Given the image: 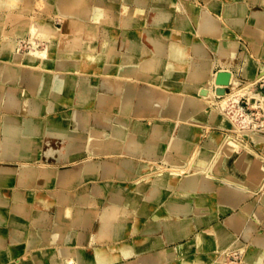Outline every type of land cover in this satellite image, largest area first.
I'll list each match as a JSON object with an SVG mask.
<instances>
[{"label": "crops", "instance_id": "obj_1", "mask_svg": "<svg viewBox=\"0 0 264 264\" xmlns=\"http://www.w3.org/2000/svg\"><path fill=\"white\" fill-rule=\"evenodd\" d=\"M6 1L0 0V264H216L214 254L244 229L255 261L249 264H264V142L246 134V147L227 170L246 184L244 199L222 212L224 177L205 181L200 173L215 157L207 146L213 135L230 139L220 133L229 129L220 120L228 119L207 106L217 109L223 99L200 93L209 81H190L204 63L210 78L230 72L231 89L264 75V0H202V7L188 0H83L89 10L100 1L111 6L113 13L102 12L115 15L110 22L65 17L59 0ZM233 6L244 12L233 15ZM159 11L166 20L154 23ZM127 12L130 26L122 24ZM202 16L214 33L204 31ZM45 19L58 34L49 62H32L27 51L17 57L14 45L29 41L30 27L41 29ZM150 32L181 50V59L140 66V47L153 50ZM78 35L87 54L102 58L83 64L82 55H64ZM111 44L119 55L109 61ZM136 51L133 66L121 65L119 56ZM128 89L133 103L124 116ZM142 97L144 109L136 106ZM214 114L221 119L213 122ZM140 122L149 123L144 134L134 131ZM154 166L183 175L158 176ZM207 204L204 217L198 211ZM201 235L213 237L214 247L202 249Z\"/></svg>", "mask_w": 264, "mask_h": 264}, {"label": "bare ground", "instance_id": "obj_2", "mask_svg": "<svg viewBox=\"0 0 264 264\" xmlns=\"http://www.w3.org/2000/svg\"><path fill=\"white\" fill-rule=\"evenodd\" d=\"M159 1V0H157ZM1 2L4 4L3 6H6V0H1ZM78 3L76 2H71V0H59V4H58V10L60 11L61 15L65 16V17H68V16H74L78 18V20L81 18V16L84 14L83 13V9L85 8L83 5H81V2L79 0H77ZM36 3V1H35ZM42 3V2H41ZM134 3V2H133ZM212 3V2H211ZM223 3V2H222ZM236 3V2H235ZM23 5V4H22ZM33 5V4H32ZM42 5V4H41ZM134 5V4H133ZM152 5V4H151ZM95 7H93L91 10L88 9V13H86L88 19H90V21H93V22H106L107 20H109V22L115 18V15L109 13L110 15L107 17V19L105 17H103L102 15V12H104L105 10L107 11H110L112 12V8L111 6H108V4L104 3V2H97L96 5H94ZM136 6V5H135ZM217 6L219 5H211L212 8L216 9ZM132 7V6H131ZM183 7V6H182ZM39 8V7H38ZM153 8V7H152ZM40 9V8H39ZM162 9V8H161ZM168 9V8H167ZM223 9V8H222ZM135 10V9H134ZM195 10V9H194ZM155 11V10H154ZM185 12V11H184ZM244 12V11H242ZM241 10L238 9L236 6H233V10H232V14L233 15H240V13L242 14ZM113 13V12H112ZM133 13V12H132ZM142 15L145 14L144 11H141L140 12ZM48 15V14H47ZM85 15V14H84ZM149 15V14H148ZM119 16V15H118ZM136 16V15H135ZM187 16V15H186ZM257 16V14H256ZM170 17V16H169ZM188 17V16H187ZM1 18V17H0ZM44 18V17H42ZM189 18V17H188ZM203 18V21H204V25H205V28H204V31H210V33H214L213 30H211L210 25L211 23H209L210 21L207 19L206 16H202ZM133 20H134V17L133 15H131L129 12H127L125 18H123V21H122V24L124 26H130L132 25L133 23ZM152 20L154 23H159V22H163L166 20V16L162 13V12H155L152 14ZM189 22V21H188ZM184 24V23H183ZM40 25V24H39ZM94 25V24H93ZM132 29V28H131ZM193 29V28H192ZM77 30V29H76ZM122 30V29H121ZM127 31V30H126ZM180 31V30H179ZM29 32L32 34V38L30 43H33V47L34 48H37L38 44L42 41H48L47 44V47L49 46L48 50H49V54L52 53V51L54 50V47H55V44L57 41V38H58V34H57V30L55 27L52 26L51 22L49 21V19H45L44 22H43V26L41 27V29H39L38 27H30V30ZM122 32V31H121ZM209 33V34H210ZM81 35H78L76 36L75 40L71 42V44L69 46L66 47V49L63 51V54L64 55H71V54H79V55H82V62L83 64H87V63H93L99 59L102 58V55L98 54L97 55L95 53V55H90V54H87V47L83 44L82 40H81ZM149 41L152 43L153 45V50L151 51L149 48H147L146 46L144 47H140L139 49V55L140 56V59L145 58V61L144 62H140V66L142 67H150L151 65L152 66H162L165 64V58L167 57H171L172 59H176V60H180L181 59V56L180 54L182 53L181 50H178V49H175L173 47H169L168 45L165 46L163 45L162 43H160L156 37V34L153 33V32H150L149 33ZM183 38V37H182ZM225 38V37H224ZM130 39V38H129ZM89 40V39H88ZM94 41V40H93ZM139 42V41H137ZM169 42V41H168ZM46 43V42H45ZM132 43V42H131ZM171 43V42H170ZM183 43V42H182ZM17 44V43H16ZM16 44L14 45L16 48ZM62 44V43H61ZM184 44V43H183ZM2 45V44H1ZM42 45V44H41ZM123 45V44H122ZM170 45V44H169ZM173 45V44H172ZM96 42L93 43L92 45V50L93 51H97L96 49ZM136 46V45H135ZM174 46V45H173ZM39 48V47H38ZM47 49V48H46ZM108 49L107 52H109V56L110 58L108 59L109 61H111V59H113V57L116 55V57H118V52L115 51V45L111 44L109 45V47L106 48V50ZM38 51V50H37ZM121 51V50H120ZM137 51L135 53H123V55L119 56L121 57V65L123 66H127V67H130V66H133V62L132 61H136L139 57L136 53H138ZM33 55H29L27 54V57L32 61V62H41V61H45V63L49 62L48 59H43L41 56H39V52L37 54H34L32 53ZM107 54V53H106ZM39 56V57H38ZM108 56V57H109ZM113 56V57H112ZM17 57H20V56H17ZM104 57V56H103ZM148 57H154V59H150ZM41 58V59H39ZM124 58H127L128 60L124 59ZM171 62V61H170ZM175 63V62H174ZM229 63V62H228ZM210 65L208 63H204L198 67H200V69L193 73L191 75V78H190V81H195L196 85L199 84L203 79H207L208 81H210L211 79V83L208 85V88L206 89V91H208V94L209 95H216L218 98L220 99H223V107L220 109V111H223L225 109L228 108V105H230V101L235 99L237 101L239 95L237 96V94H234V93H227L224 95V96H219L217 95V91L218 89H222V88H225V87H222V86H218L216 84V80H217V74L216 76L213 75L212 78H210L208 76V74L206 73L207 72V66ZM231 65V64H230ZM228 65V66H230ZM120 66V65H119ZM68 70V69H67ZM167 71V69H166ZM227 72V71H225ZM210 73V72H209ZM230 73V72H228ZM133 74V73H132ZM231 74V73H230ZM215 77V78H213ZM232 74H231V79H230V84L229 86H227L226 88H230L232 87L233 85V78H232ZM260 78V77H259ZM259 78L256 80L258 81ZM262 78H263V75H262ZM261 80V79H260ZM259 80V81H260ZM22 81V80H21ZM256 81H254L253 83H255ZM52 83V82H51ZM194 83V84H195ZM53 84V83H52ZM88 84V83H86ZM22 85V84H21ZM119 87V86H118ZM122 87V86H121ZM38 88V87H37ZM243 88V87H242ZM88 89V88H87ZM124 89V88H123ZM191 89V88H190ZM37 90V89H36ZM90 91V90H89ZM96 91V90H95ZM234 91V90H233ZM98 92V91H97ZM205 90H201L200 93H202V95L204 96ZM239 92V91H238ZM101 93V92H100ZM237 93V92H236ZM133 89H128L125 94H124V97H123V101H121V114L122 115H128L132 109V103H133ZM207 94V95H208ZM234 94V95H233ZM107 95V94H106ZM215 96V97H216ZM207 97V96H206ZM209 98V97H208ZM210 98H212L210 96ZM209 98V99H210ZM207 99V98H205ZM208 99V100H209ZM162 101V100H161ZM260 101V100H259ZM148 100H146L144 97H142L138 102H137V107H140V106H146ZM262 105H264V101H260ZM14 103V102H13ZM106 103V102H105ZM220 103V105H221ZM134 106V105H133ZM107 107V106H106ZM166 108V107H165ZM230 108V107H229ZM238 109V107H236ZM236 108H233L234 110ZM137 109V108H136ZM144 109V107L142 108ZM204 109V108H203ZM232 109V108H231ZM236 109V110H237ZM134 110V109H133ZM140 110V109H139ZM241 110V109H240ZM103 111V110H102ZM143 111V110H142ZM163 111V110H162ZM228 111L229 115L231 116L230 114V110L227 109L226 112ZM238 111V110H237ZM232 112H234L232 110ZM103 113V112H102ZM227 113V116H229ZM236 113V111L234 112ZM233 113V114H234ZM243 113V112H242ZM240 112V114H242ZM226 114V113H225ZM231 116V118L233 116L238 115L235 114ZM239 114V115H240ZM220 115H223V113H220ZM224 116V115H223ZM242 116V115H241ZM244 116V115H243ZM137 117V116H136ZM230 117H226V119H228L227 121L229 122V119H231ZM79 119V118H77ZM141 119V118H140ZM213 122L215 121H219V119H221L219 117L218 114H214L213 116ZM237 119V118H236ZM232 120V119H231ZM233 120H235V117H233ZM248 120V119H247ZM77 121V120H76ZM222 122L221 126L225 129L229 128V123H225L223 120H220ZM238 121V120H237ZM187 122V121H186ZM195 122V121H194ZM239 122V121H238ZM241 122H242V117H241ZM74 123V122H73ZM200 123V122H199ZM243 123V122H242ZM122 124V123H121ZM120 125V124H119ZM80 127V126H79ZM111 127V126H110ZM125 127V126H124ZM143 126L139 125V127H136L134 129V131L138 132V133H141V134H144L145 131H143ZM122 130V129H121ZM104 131V130H103ZM94 132V131H93ZM6 134V133H5ZM94 134V133H93ZM8 135V134H7ZM149 135V134H148ZM10 136V135H9ZM92 136V135H91ZM99 137V136H98ZM132 137V136H131ZM136 137V136H135ZM175 138V137H174ZM173 138V139H174ZM178 139V138H177ZM6 141V140H5ZM260 143L264 142V136H261L260 139L258 140ZM163 142V141H162ZM80 143V141H79ZM222 143V137L220 135H214L210 141L208 142L207 146L210 148H212L214 150V152H218L219 153V157L217 158V156H213L214 159L212 161V164H211V167H208L207 170H204L202 171L201 170V177L205 180V181H210L211 178H210V175L212 172H217L219 166L221 165V163H228L229 164V161L235 157H237L238 153H239V150H238V147H235L233 144V142H228L224 145H221ZM81 144V143H80ZM183 144V143H182ZM9 145V144H8ZM171 145V144H170ZM177 145V144H175ZM138 146V145H137ZM159 146V145H158ZM186 146V145H185ZM136 147V146H135ZM173 147V146H172ZM3 148V147H2ZM14 148V147H13ZM101 148V147H100ZM78 149V148H77ZM96 149V148H95ZM9 150V148H8ZM74 150V149H73ZM96 151V150H95ZM158 151V150H157ZM170 151V150H169ZM9 152V151H8ZM3 153V152H2ZM96 153V152H95ZM89 154V153H88ZM4 155V154H3ZM7 156V155H6ZM65 157V155H64ZM18 158V157H17ZM62 158V157H61ZM201 159V158H200ZM199 168L203 167L205 165L204 161H199ZM205 167V166H204ZM5 169V168H4ZM28 169V168H27ZM192 169V168H191ZM220 169V168H219ZM6 170V169H5ZM26 170V169H25ZM30 170V169H29ZM195 170V169H194ZM219 171V170H218ZM9 172V171H8ZM7 172V173H8ZM18 172V171H17ZM28 172V171H27ZM31 172V171H30ZM19 173V172H18ZM23 173V171H22ZM33 173V172H32ZM169 173H173V175L175 176H179L180 174L177 172V171H174V172H169ZM164 175V173L162 174ZM162 175H159V176H162ZM24 176V175H23ZM32 176V175H31ZM27 177V176H26ZM191 177V176H190ZM161 178V177H160ZM4 179V178H3ZM264 179V178H263ZM20 180V179H19ZM188 180V179H187ZM3 181V180H2ZM3 184V183H2ZM199 184V183H198ZM183 185V184H182ZM245 186L246 184H244L243 182L235 179V178H229V180L226 181V183L223 185V189H225V191L221 192V196H222V200H223V204L222 205H225L224 208H222V212H228V209L230 207H233L235 208L237 204L241 203L244 199V195L243 194H240V190H241V187ZM259 186V185H258ZM167 187V186H166ZM198 187V186H197ZM205 187V188H204ZM203 188L205 190H207L208 188L206 186H204ZM184 188V187H183ZM182 188V189H183ZM248 189V188H247ZM261 189V188H260ZM187 190V189H186ZM210 190V188H209ZM199 191V189H198ZM206 192V191H205ZM212 193V192H211ZM195 194V193H194ZM193 196V195H192ZM262 199V198H261ZM210 204V202H209ZM209 204H207L203 209H201L200 211V215L204 216L205 215H209V213L211 212V208L212 206H210ZM201 205V204H200ZM250 205V204H249ZM147 207V206H146ZM199 207V206H198ZM132 209V208H131ZM147 209V208H146ZM247 213V212H246ZM249 213V212H248ZM109 215V214H108ZM258 216V214H257ZM107 217V216H106ZM76 224V223H75ZM178 230V229H177ZM183 231V230H182ZM181 231V232H182ZM185 232V231H184ZM233 233V232H232ZM249 237H250V234L248 232L247 229H244L239 235L238 237L236 238V241L235 243H233V246L234 244H241V245H245L247 244V242L249 241ZM252 241V240H251ZM196 243L201 246L202 249L204 250H210L212 247H214V240H213V237L209 236V235H201L200 237L197 238V241ZM148 247V246H147ZM217 247V245H216ZM234 247L229 246L225 251H230L232 250ZM235 250V249H234ZM237 250V249H236ZM221 252V251H220ZM219 252V253H220ZM223 253V251H222ZM221 253V255H223ZM227 253V252H226ZM233 253V251H232ZM218 254V253H216ZM215 255V254H214ZM225 255H230V254H225ZM255 261H253V258L251 257L247 263H254ZM223 264V262H219L218 264ZM217 264V263H216ZM225 264V263H224Z\"/></svg>", "mask_w": 264, "mask_h": 264}, {"label": "rangeland", "instance_id": "obj_3", "mask_svg": "<svg viewBox=\"0 0 264 264\" xmlns=\"http://www.w3.org/2000/svg\"><path fill=\"white\" fill-rule=\"evenodd\" d=\"M9 1L10 2L11 1L15 2V0H9ZM79 1L81 2V5H83L85 7L83 9V13L85 15L83 14L80 19H85V18L88 19L87 15H86V13H88V8L86 6L87 4L83 0H79ZM151 1L152 0H149V2H151ZM173 1L175 2V4L176 3L180 4V2L183 1V0H173ZM188 1L190 3H192V4H194V5H198L199 7L205 6L202 0H188ZM30 42H32L31 39H29V41H25L23 39V40H20L19 42H17L16 46H18V49L16 51V55L22 57V55L19 53L20 51H27L28 52L27 54H29V55H33L32 53L37 54L39 52V54H40L39 56L42 55L41 57L43 59H48V60L50 59V56H49L50 54H49V50H48L49 46L47 47V45H49V44H47L48 41H42V42H46V44H47L43 48H42V45H41L42 42H40L38 44L37 48H34L33 45H32L33 43H30ZM27 54H26V56H27ZM39 59H41V58H39ZM213 78H215V77H213ZM259 80L256 81L255 83H248V84H246L244 86L239 87L238 89L225 88V92H227V93H232L233 90H235L234 94H237V96L240 94L238 99H237V101L235 100L236 98L231 100L230 101V105H228V108H227V109L230 110L229 112H230L231 116H232V114L235 111H236V113H234L233 115L238 113L237 117H236V115L233 116V117H235V120H233V117L231 118V116L229 115L228 111L226 112L227 109H225L223 111H220V109L223 107V105H222L223 103H221V105H220L222 107H219L217 109H216V107L218 106V104H215L213 102H210L209 104L207 103V106L209 105V107H210L209 109L214 110V111H216L219 114L223 113V115L225 117H228V118L230 117L232 119V120L229 119L230 123L228 122L229 125H230L229 129H227V131L224 130V131L220 132L221 134L226 135L227 137H229L231 140L230 139H225L220 134H214V135H220L222 137L221 145H224V144H226V143H228L230 141L233 142V144H235L234 146L238 147L239 153H240L241 149H244V147H246L245 146V141L247 139L246 136L248 134H250V135L251 134H253V135L260 134L261 136H264V126H263V128L261 126V124L264 121V105H262L261 102H260L261 100L264 101V86L262 85V83H264V75H263V78L261 76L259 78ZM208 83L209 84L211 83V79H210V81ZM208 85H207V88H208ZM204 94L205 95L203 96V98L204 99L207 98V99H205L207 101H209L208 99L210 98V96L212 97L210 99H213V98H216L217 100L220 99L214 94H213V96L209 95L208 91H206V89H205ZM246 98H248L249 101H247V100L245 101L244 99H246ZM241 99H243L242 100L243 102H240ZM221 102H223V100ZM213 105L215 106V108H214ZM236 107H238V109ZM233 108H236L238 111L236 109L234 110ZM232 110L234 112H232ZM240 112L241 113L243 112V113L240 114ZM227 113H228L229 116H227ZM241 117H242V122L243 123L241 122ZM140 123L141 124H139V125L143 126L144 129L149 124V123L145 124V123H142V122H140ZM234 123L237 124V127L239 128V130L233 129L232 125H234ZM239 153H238V155H239ZM238 155H237V157H238ZM215 156H217V158H218L220 155H219L218 152L217 153L215 152ZM237 157L231 159L229 161V164L228 163H221V165L219 166L220 169L218 168L219 171L217 170V172H213V174L210 175V178H212L213 176L218 177V178H221V177L223 178L224 177L225 183H226V181L229 180V178H232V176H230L227 173V170H228L229 166L236 160ZM261 161H264V160H261ZM154 167H155L154 172L157 171V175L158 176L162 175L163 173L174 172V171H166V170L160 169L159 166H154ZM262 171H263V174H264V168H263ZM178 173L180 174L179 176L183 175V173H181V172H178ZM192 173H195V172H192L191 169H190L188 174L192 175ZM225 183H223V185ZM260 188L261 189L264 188V182H263V184L260 185ZM247 246H248L247 244H245L244 246L241 245V244L240 245L239 244H234V246L232 245V247H234L232 250H230V251L227 250V251H224L223 253L220 252L218 254H215L214 256L217 258L216 263L218 264L219 262H223V264L224 263L225 264H230L231 263V258L235 257L239 261V262L236 261L237 262L236 264H247V261L251 258V257H249V251H248V247ZM232 251H233V253H232ZM221 253L223 255H221ZM225 254H230V255H225Z\"/></svg>", "mask_w": 264, "mask_h": 264}, {"label": "water", "instance_id": "obj_4", "mask_svg": "<svg viewBox=\"0 0 264 264\" xmlns=\"http://www.w3.org/2000/svg\"><path fill=\"white\" fill-rule=\"evenodd\" d=\"M231 74L228 72H221L217 75L216 84L218 86L227 87L230 84ZM225 88L218 89L217 95L224 96L226 94Z\"/></svg>", "mask_w": 264, "mask_h": 264}, {"label": "built area", "instance_id": "obj_5", "mask_svg": "<svg viewBox=\"0 0 264 264\" xmlns=\"http://www.w3.org/2000/svg\"><path fill=\"white\" fill-rule=\"evenodd\" d=\"M261 84V83H260ZM262 85L264 86V83H262ZM261 126H262V128H263V126H264V121H263V123L261 124ZM236 261H238L235 257H232L231 258V263L230 264H236L237 262ZM239 262V261H238Z\"/></svg>", "mask_w": 264, "mask_h": 264}]
</instances>
